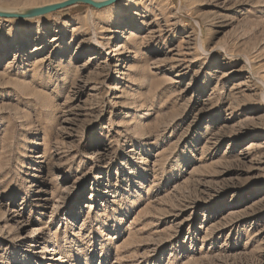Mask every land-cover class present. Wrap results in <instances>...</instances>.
Masks as SVG:
<instances>
[{
  "label": "rangeland",
  "instance_id": "obj_1",
  "mask_svg": "<svg viewBox=\"0 0 264 264\" xmlns=\"http://www.w3.org/2000/svg\"><path fill=\"white\" fill-rule=\"evenodd\" d=\"M0 264H264V0L0 16Z\"/></svg>",
  "mask_w": 264,
  "mask_h": 264
},
{
  "label": "water",
  "instance_id": "obj_2",
  "mask_svg": "<svg viewBox=\"0 0 264 264\" xmlns=\"http://www.w3.org/2000/svg\"><path fill=\"white\" fill-rule=\"evenodd\" d=\"M118 0H101V1H96V0H65L63 2H58V3H53V4H48L45 6H40V7H35L33 9H30L27 13H10V12H1L0 11V16L3 17H34V16H40V15H45L50 12L56 11L58 9H62L68 6H71L73 4L77 3H85L88 5H91L95 8H103L106 6H109Z\"/></svg>",
  "mask_w": 264,
  "mask_h": 264
},
{
  "label": "bare ground",
  "instance_id": "obj_3",
  "mask_svg": "<svg viewBox=\"0 0 264 264\" xmlns=\"http://www.w3.org/2000/svg\"><path fill=\"white\" fill-rule=\"evenodd\" d=\"M96 1H101V0H96ZM0 11L1 12H10V13H19V14H22L24 12H20L19 10H17V8H4V7H1L0 6ZM254 108H256V110H258L260 108L259 105H255ZM258 134V133H256ZM253 137H263V135H256V136H253ZM252 138V137H251Z\"/></svg>",
  "mask_w": 264,
  "mask_h": 264
}]
</instances>
